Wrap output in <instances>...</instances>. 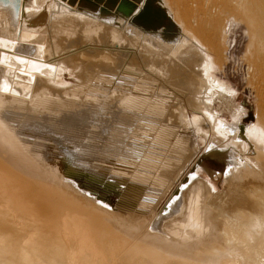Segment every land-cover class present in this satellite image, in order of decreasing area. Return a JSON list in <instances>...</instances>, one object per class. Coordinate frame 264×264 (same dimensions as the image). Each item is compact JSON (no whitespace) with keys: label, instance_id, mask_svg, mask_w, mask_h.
Returning <instances> with one entry per match:
<instances>
[{"label":"bare ground","instance_id":"obj_1","mask_svg":"<svg viewBox=\"0 0 264 264\" xmlns=\"http://www.w3.org/2000/svg\"><path fill=\"white\" fill-rule=\"evenodd\" d=\"M186 1L0 0V264H264V125L244 126L235 120L227 126L222 120L215 121L208 103L195 104L200 98L196 95L206 94L205 89L194 88L197 82L190 85L187 78H197L192 76L195 65L188 70L185 66L196 63L189 58L204 57L196 65H203L208 82L212 77L205 57L213 59L204 53L206 45L196 31L185 27L178 15L185 6L201 0ZM236 3L255 31V46L259 41L263 50L264 0ZM129 36L136 42L145 41L138 46L145 65L151 67L156 63L153 59L159 60L163 71L179 78L178 91L190 92L187 99L195 105L194 125L205 137L213 138L208 150L225 162L224 181H232L234 193L214 200L207 181L193 175L168 204L167 215L153 214L185 159L175 165L162 161L163 143L168 140L164 135L173 133L164 123L156 127L165 107L151 105L133 87L117 89L121 84L116 80L133 81L141 70L134 53L120 48L127 46ZM153 41L164 51L154 50ZM169 53L175 59L166 56ZM256 55L257 51L253 59L259 60L254 63L260 68L264 54ZM66 74L77 81L79 89L70 90L73 85L66 81ZM214 84L207 86L225 88L222 83ZM96 90L111 95L104 100L98 97L106 107L93 114L86 106L90 100L81 101L79 96ZM257 121L260 124L258 116ZM28 126L70 130L102 160L89 159L84 166L65 169L59 155H47V143L25 134ZM225 135L231 140L213 150ZM82 171L89 176L82 183L87 190L76 182V172ZM245 179L246 186L241 184ZM116 188L121 190L116 210L96 201ZM201 204L209 207L205 216L199 213ZM188 217L190 227L202 228V236L212 239L209 244H183L176 231Z\"/></svg>","mask_w":264,"mask_h":264},{"label":"rangeland","instance_id":"obj_2","mask_svg":"<svg viewBox=\"0 0 264 264\" xmlns=\"http://www.w3.org/2000/svg\"><path fill=\"white\" fill-rule=\"evenodd\" d=\"M179 1H183L187 4L186 0H179ZM202 1L204 4L202 3V5H201ZM205 1H206V3H205ZM212 1L213 0H201L200 4H192L191 6H185L182 10H180V13L178 14V15H182V19L184 21L185 27H187L189 30H192L194 32L196 31V33H197L196 35L198 36L199 40L203 41L204 45H206V46H203V44H201L203 46V51L205 54H208L213 59V61H212V60L208 59V57H205L207 59L206 63L208 65L209 75L212 78H214V81H216L217 83L219 82V84L222 83V85L226 88V90H225V88L220 89L221 87L215 88L214 87L215 86L214 81L213 82L211 81L212 78H210V79L208 78V82H207V80L204 79L203 65L201 63L199 66L196 65V64H198V62H201L204 57L203 58L202 57H195L197 60L195 58L194 59L189 58L188 61L193 60V61H196V63L195 64L190 63L189 66H185V67L188 70L189 67H193L195 65L193 67V71H194L193 74L194 75H192V74L191 75L194 77L196 76L197 78L196 77H195L196 79L191 78L192 80H190L189 78L191 76H189V78H187V80L190 82V85H193V86H194V84H191L192 83L191 81H193L194 83L197 82V83H195L194 88L199 89L200 91L205 89L204 93H206V94H203L202 92H200V93H202V95L198 93L196 96H199L201 99L198 98V100H197L198 103H197V101H195V104L196 105L201 104L200 101H203V103H206V104L208 103L207 106H209L211 113L214 115L213 118L216 119L215 121H217V120L221 121L222 120V122L224 124H226L227 126L232 125L235 122V120H236V122L237 121L242 122L244 124V126H246V125L251 126L249 124L250 123L253 124V122L255 124L258 123L257 125L263 126L264 125V112H263L264 111V101L262 102V100H264V98H263L264 97V82H263V80H264V78H263L264 77V65L260 68H257L255 66L256 65L255 61H258L259 58L254 60L253 55L256 54V51H257V55L260 53L259 51H263V53L258 55L261 58V55L264 54V48H263V50H261V47H260L261 44L259 41H258L259 44L257 42V46H255L256 45L255 41H257V40H255V31L253 28H250L249 24L247 23L246 19L244 18V15L242 14L241 10L236 6V4H237L236 0H214V2H212ZM183 2H182L181 6L184 5ZM215 2L219 3V4H216ZM237 2H238V0H237ZM208 3L210 4V6ZM213 3H214V6H213L214 8L212 7V9H211L210 7L212 6ZM207 6H209L211 11L209 10V8ZM215 6L216 7L218 6L216 8V10H215ZM206 9L209 10L210 12L214 11V13L211 14L209 12L210 15L208 16L209 13H207V15H206V12H207ZM172 10H175V8L174 9L172 8ZM199 12H201L202 14ZM144 29H146V28H144ZM159 34H162V32H160ZM211 35H213V36H211ZM130 37H132V36H129L128 39L130 42L127 44V46L130 43H133L134 45L131 44V45H133V47L130 48L131 45H130V47L129 46L127 47L126 44H124L125 47H120V48L127 49V51H128V49H130L129 52L134 53V55L136 57L135 61L137 60L136 64L139 66L138 69H141L140 71L137 72V75H138L137 77L139 79L135 78V80L133 79V81H131L132 80L131 79L130 80L131 82L129 81V79H126V81L124 80L122 82L119 81V79H118V80H116V82L118 84H121V85L117 89L120 88L119 90H126V89H131L133 87L132 89H134V92L137 91L136 93L138 95H143V96L147 97L145 99V101H147L149 103L151 102V105L154 104L157 106V104L158 105L160 103L163 104V105L160 104L159 106H164L166 112L165 113L163 112L162 115L160 114L159 117H160V119H162V121L160 119L158 120L160 122L156 121V127H158V126L160 127V125L165 124L164 125L165 127L172 128L173 133L164 135V139H168V140H165V142H164V139H162V141L164 142L162 151H165V152H163L164 154L161 155L162 161L168 165H171V163L181 164V161L183 160V158L185 159V164H184L183 168L178 173H174L171 176V179L169 181L170 187H168V189L166 190V192H165L166 194H164L165 196L161 199V201L159 200V203L154 208V210H153L152 206H148V209L153 210V214H157L158 216H164L165 213H166L165 215H167L168 212H166V208H168V204L171 202V200H173V197L175 198L178 196V193L180 191V187H182L183 185H186L188 183V178L190 176H193V175L207 181V183L212 187L211 193H212V198L214 200L215 199L218 200L221 197L226 198V195H229V192H231V191L232 192L230 194L234 193L236 190L233 188L234 184L231 183L232 181L231 180H228L227 182L224 181V175H225V171H226L225 170V168H226L225 162L218 157L211 156L210 152L208 150L209 149L208 146L210 145L209 142L213 138H211L210 136L205 137L204 133H202L199 130V128H197V126L194 125V122H195L194 115L196 112V110L194 108L195 105L190 104L188 102V99H187L188 97H191L190 92L186 91L185 93H181L178 91L179 88L176 86V84H178L180 82L179 78L177 76H175L174 73H167V72L163 71V69H162L163 67L161 66V65H163V63L160 62L159 60L153 59V61L154 62L156 61V63L153 62L155 65L153 64V65H151V67H149V65H145L144 61L142 62L141 55L139 56L140 50L138 47L140 42L143 44L145 41L140 40V41L136 42V40H134V38L132 39ZM130 39H132V40H130ZM155 42L156 41H153V43H152L153 49L158 50L160 48L162 51L163 50L162 45H160V47H159V43H155ZM200 43H202V42H200ZM155 44H156V46H155ZM98 46L100 48L103 47L101 45H98ZM134 46L135 47L137 46L136 49ZM261 46L263 47V45H261ZM256 47L258 50L256 49ZM103 48H105V47H103ZM103 48H102V50H103ZM193 49H195V48H193ZM183 50L184 49H181V51H183ZM158 51H160V50H158ZM165 51H166V49H165ZM177 52H179V51H177ZM168 55H170V53L166 54V56H168ZM172 55H170V57H173ZM257 55H256V57H258ZM263 57H264V55H263ZM173 59H175V57H173ZM150 60H151V58H150ZM157 63H159V64H157ZM160 66H161V68H160ZM159 69H162L163 73H162V71L160 72ZM195 71L198 72V75H196L197 72H195ZM138 73L140 75L142 74V77L139 76ZM119 75H120V73H119ZM143 76H145V77H143ZM65 78H66V81L71 82L73 85L72 87H70V90H76V89L80 88V86H78L79 84H77V81H75L73 79V82H72L71 76H68V74H66ZM142 78L144 79V81ZM198 78H200V79H198ZM136 80H138L139 82ZM199 80L201 81V83ZM203 80H204V83L202 84ZM127 81H128V83H127ZM209 83L213 84L214 86H210V87L207 86ZM133 84H134V86H133ZM140 84H142L144 87ZM185 84H188V83L185 82ZM125 85H126V88H124ZM130 85H132V86H130ZM201 85H202V87H201ZM87 86H89V85L87 84ZM87 86L85 85V87H87ZM127 86H128V88H127ZM139 86L142 89L139 88ZM99 87L105 88L102 86H99ZM139 89L146 90V91L143 90L144 92H147L148 90H150L151 93L147 92V94H146ZM161 90L163 92H161ZM227 90H229V91H227ZM89 91H92V90H89ZM110 91H112V89ZM115 91L113 92V94H115ZM212 91H214V92L212 93ZM107 93H108V91H106V90L105 91L96 90V91L92 92L91 95L88 94V95H84V96H79V98L81 99V101L83 99L90 100L91 104H86V106L89 107V109H91V112L93 114L94 113L98 114V112L101 110L100 109L101 106L106 107V106H104L105 103L101 102L102 101L101 98L103 99V97H105V96L109 97L111 95V93H109V96H108ZM148 93L150 94V96ZM169 94L170 95L173 94L174 97L173 96L170 97ZM100 95H101V98H98ZM102 95H104V96H102ZM147 95L149 97H151L152 99L151 98L149 99V97ZM161 95L163 96L164 99L161 97ZM63 96H67V95L66 94L61 95V97H63ZM202 96H204V97H202ZM80 99H78V100H80ZM155 102H157V103H155ZM201 106H203V105H200V107ZM21 109L28 110L27 107H24ZM31 109H34V108L31 107ZM199 109H197V110H199ZM178 110H181L183 113L180 114L181 112H179ZM175 114H177V115H175ZM198 115H200V114H198ZM255 115L258 116L260 124L257 121V116L255 118ZM161 116H162V118H161ZM201 117L204 120V122L207 120V117L205 115H201ZM93 118L91 119V121L94 120ZM96 118H97V116H96ZM173 120H174V123H173ZM207 121L209 122V120H207ZM157 123H159V124H157ZM199 123H203V122L200 121ZM91 124H92V122H91ZM33 125H35V124L33 123ZM135 125H136V123H135ZM201 126H203V125H201ZM83 128L81 126H79V129H83ZM173 128H175L176 130ZM195 128H196V131L197 130H199V131L196 132ZM206 128H208V127H205L204 129L206 130ZM48 130H50V131H48ZM34 133H37V134H34ZM193 133H195V134H193ZM196 133H197V135H196ZM25 134L28 136L30 135L31 138H33L34 140H42L43 142L47 143V145L49 146L48 149L46 150L47 155H49L51 158L54 155H57V156L59 155L58 156L59 161L61 162V164L63 165V167L65 169L69 168L70 166H84L85 165L84 162L88 161L89 159H92L94 161H96L97 159L102 160L101 158L94 156L92 152L88 151V149H92V148H90L89 146L84 144L85 141L83 138L80 139V138L76 137L75 135H73V132H71L70 130L64 132V131H60L57 129H53L52 127H48V126H43V127L39 126V128L36 126H30V127L28 126V128L25 129ZM175 136H177V137H175ZM219 136H221V135H219ZM180 137H182V138H180ZM214 138H216V136ZM228 140H231V136L230 137L226 136L222 140L221 143H216L215 139H214L215 144H214L213 150L216 148H222L225 145V143L228 142ZM70 142H71V144H70ZM55 146H58V147H55ZM166 147H169L170 149L166 148ZM177 147H178V149H177ZM183 148H184V150H183ZM156 151H158V150H156ZM55 160L57 161L56 158H55ZM237 160L239 161L238 158H237ZM229 166H230V168L232 167V165H229ZM237 167L239 168V170H243L242 166H237ZM83 171L82 172H76L79 176L78 178H76V180H77L76 182L81 189L87 190L84 187V185H82V183L89 176H87V174L85 173L86 171L85 172H83ZM228 182H230V183H228ZM247 183H248V179H245V182L243 180L241 181V184H243L244 186H246ZM99 185H101V184L99 183ZM226 185H228V186H226ZM236 186H238V185H236ZM64 196L69 197V195L68 196L64 195ZM73 196L79 197V195H73ZM120 196H121V190H119V188L118 189L116 188V189H113L112 192H105V194L102 195V197H98L96 201L99 202L101 200L99 202L101 205H102V203H105L106 207L108 209L111 208L109 210L114 211L117 208V204L120 202ZM69 198H71V197H69ZM198 198L200 199V202L203 201V200H201L200 196ZM88 200L92 201L93 199H88ZM202 209H204V210H202ZM206 210H209V207L206 209L203 204H201L199 206V213L202 212V214L204 216H205L204 211H206ZM191 218H193L192 213H191ZM190 225H192L191 219L189 217L184 218L182 220L181 228L176 231L177 235L179 237H181L183 244H185V243L189 244V242H195V243L196 242H203V243L209 244L212 241V239H210V238L206 239L202 236L201 231H204L202 228L200 229L198 227H190Z\"/></svg>","mask_w":264,"mask_h":264}]
</instances>
